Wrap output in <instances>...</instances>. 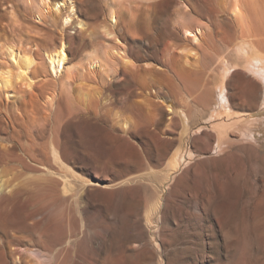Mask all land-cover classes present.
Listing matches in <instances>:
<instances>
[{"label":"rangeland","instance_id":"374dc122","mask_svg":"<svg viewBox=\"0 0 264 264\" xmlns=\"http://www.w3.org/2000/svg\"><path fill=\"white\" fill-rule=\"evenodd\" d=\"M107 1L76 0L75 8L86 27L74 23L62 31V25L59 26L50 13H43L42 19L29 15L27 0H0V44L23 30L22 46L38 54L54 47L60 35L69 37V44L78 49H84L96 40L114 44L113 37L105 36L104 32L97 33L99 23L105 19ZM117 1L115 10L119 18L114 35L120 40L117 43L119 51L124 50V56L129 57L131 51L147 47L152 51L158 49L162 64L169 66V69L158 70L150 76L149 73L136 74L134 79L141 94L133 99L137 111L125 107L129 101L127 89L114 88L115 100L111 103L103 94L100 77L74 80L65 69L48 81L43 79L44 75L37 76L38 81L32 89L25 85V79L14 78L8 87L0 90V101L2 108L6 106L5 110L14 109L16 94L41 93L45 83L54 87L57 90L54 108H47L43 100L39 114L65 110V121L69 122L71 131L68 145L78 152H73L75 163L72 165L86 178H92V172H97L114 179L115 184L105 188L113 190L112 195L107 198L83 192L78 200L65 202V206L64 202L54 204L40 196L29 200H24V195L14 200L1 199L0 241L2 238L3 242L0 244L11 241L18 246L24 242H43L42 220L47 218L59 229L64 225L67 236L64 245L56 246L59 251L53 249L51 254L55 260L52 258V264L62 260L65 264L114 261L122 264H264V57L255 62L238 56L236 47L253 30L252 38H257L256 33L263 35L259 36L263 40L257 45L264 54V3L261 2L262 7L243 26L232 18L231 0L210 1L214 13L200 7L202 0H185L183 3L177 0ZM245 2L240 3L242 8ZM128 11L135 14L132 21ZM189 24L193 29L198 26L203 30L198 34V41L183 35V29ZM184 48L195 50L188 62ZM35 58L39 64L40 56ZM124 60L117 54L118 68ZM226 65L231 66V71L223 79ZM63 79L71 82V99L63 89ZM159 86V94L165 97L163 102L155 91ZM222 88L229 99L230 111L216 107L217 93ZM206 91L212 96L209 101L202 98ZM167 103L172 104V108L184 109L189 119V132L188 129L185 131L180 116L168 110ZM127 119L129 124L125 125ZM75 127L84 133L79 140ZM124 130L127 134H123ZM49 133L44 141L53 138V131ZM120 144L125 146L119 150ZM84 150L86 153L81 152ZM174 150L173 155L179 154L181 167L166 183L164 200L155 210ZM32 174L34 171L25 169L17 160L9 165L2 163L0 183L6 184V193L28 188ZM124 178L139 181L119 185L117 182ZM14 180L17 181L14 183ZM148 213L152 220L150 224L145 220ZM143 227L147 232L139 234ZM129 228L132 235H125ZM82 231L84 234L81 235ZM139 237L148 240L149 246L141 261L135 263L127 256L136 248ZM27 261L34 264L29 258ZM0 264H9V259L0 256Z\"/></svg>","mask_w":264,"mask_h":264},{"label":"bare ground","instance_id":"6f19581e","mask_svg":"<svg viewBox=\"0 0 264 264\" xmlns=\"http://www.w3.org/2000/svg\"><path fill=\"white\" fill-rule=\"evenodd\" d=\"M27 1H28V3H30L29 9L27 8L28 12L30 11L29 15H32V14L37 15L38 19H42V17H43L42 15H44L43 13H48V14L50 13L49 15L51 17L53 16V19L54 18L56 19L55 22H57L59 24V26L62 25V29H61L62 31L74 23L78 24L79 26L86 27L85 21L80 19L81 17L77 13V10L75 8L76 7L75 6L76 0H27ZM177 1L178 2L181 1V3H183L182 1L185 2V0H177ZM210 1H213V0H202L203 4H201L200 7L204 11L207 10V12L208 11L213 12L215 9L212 6H210ZM229 1L230 0H228V2ZM234 1L235 0H233V2H232V0H231V2H229L230 5H232L231 3H233V5L231 7V8H233L232 9L233 11L231 12L232 18H234L235 21H237L238 23H240V25H243V26H245L244 24L247 23V20L249 21V19L252 18L254 12H256L259 7H262V6L264 7V4L262 5V3H264V0H246V2L244 0L245 6L243 8L240 4L243 0H241L240 3L237 2L238 0L236 2H234ZM107 3H108V5L105 9V19L103 20L102 23H99L97 33L101 34V32H104L105 36L108 35V36L113 37L114 38V44L107 43V41H105V40H96L95 42L90 43L84 49H78L76 47H73V45L71 46L69 44L70 43V41L68 40L69 37H67L66 35H60L58 37V39H56V42L54 43V47H52L51 49H46L43 52L41 51V53H39L40 54L39 55L35 51L33 52L30 48L22 46L21 42L23 40H25V38L24 39L22 38L23 37L22 32H23V34H25L24 30L21 33L14 34V36L11 40L8 38L9 41L6 38L7 40L5 39L6 41H4L0 44V57H1L0 58L1 59L0 60V90H1V88L8 87L10 85V83L12 82V79H14V78L19 79V81H20V79H22V80L25 79V82H26L25 85L28 86L30 89H32V88H34L33 87L34 84L38 81V80L36 81V79H35L37 76L44 75L43 79L48 81L50 78L54 79L53 76H58L59 73L63 69H65V71L68 72L69 77L73 78L74 80L79 79V81H80V78H82V77H90V78L93 76L94 77L95 76L100 77V79H102V83H103V85H101L103 94L106 95L107 101H110L111 103L114 102V100H115L114 93L116 91L114 92V88L122 87V88L127 89L129 92V101L125 103V107L128 110L137 111L138 106H137L136 102H134L133 99L136 96H140L141 94L139 91L140 87L137 85V83L134 79L136 77V74L137 75H143V74L145 75L146 73H149L148 75L150 76L152 73H154L158 70H166L167 68L169 69V66L163 65L164 63L162 64L161 56L158 53V49H154L152 51V50H150L151 48L147 47L145 50L131 51L129 57L124 56V52H125L124 50L119 51V48H117V47H119L117 43L120 40L118 39V37H115L116 34L114 35V30H115V27H116V24H117V21L119 18L118 17L119 15L116 13V10H115V8L118 4V1L117 0H110V1L108 0ZM200 3H201V1H200ZM214 3H215V1H214ZM229 4L227 3V5H229ZM242 4H244V3H242ZM218 6H216V7H218ZM190 7L192 8V5ZM196 8H197V6H196ZM227 9H229V8H227ZM195 11H197V10H195ZM263 11H264V8H263ZM13 14L14 13H12V15ZM27 15H28V13H27ZM127 15L129 17L130 21H132L133 18H135V14L133 11L132 12L128 11ZM3 17H4V15H3ZM0 18H1V16H0ZM11 20H14V19H11ZM249 25L251 26V24H249ZM183 30H184L183 35L186 36L187 38L189 36H192V39H190V37H189V39L193 40V41H198L200 39L198 34L203 33L202 32L203 30L200 27L197 26V28L193 29L190 26V24L188 26H186ZM92 32H96V31L93 30ZM253 34H254L253 30L252 31L250 30L249 34H247L248 37H246V38L243 37V39H241V41H239V43L236 44V47L239 50L238 51L239 54L237 53V55L238 56L240 55V56L246 57V58H251L255 62H260V61H262L264 54H263V52L260 51L257 43H259L261 40H263V38L262 39L260 38L263 35H259L258 33H256L255 35L257 36V38L260 36L259 37L260 39L258 40L257 38H252ZM27 37H28V35H27ZM71 44H72V41H71ZM184 51L187 54V62H188L190 56L195 53V50L192 48H184ZM117 54L121 55L122 58L125 59L124 62L121 64L122 66L119 68L117 67V62H116ZM36 55L40 56V58H41V61L39 62V64L36 63V58H35ZM225 64H227V63H225ZM228 64H229V62H228ZM224 68H225V70L223 73V75H224L223 79H225V77L230 73L231 66L226 65V67H224ZM37 78H39V77H37ZM82 79H84V78H82ZM62 81H63V89L66 92H68V94H67L68 98L71 99V94H70L71 93L70 92V86H71L70 83L71 82H69V80H64V79ZM161 86H159V88H156L155 91L157 93V97L160 98L163 102L165 100L164 99L165 97L161 96L159 94V92H160L159 89ZM56 91H55L54 87L50 86V84L45 83L41 87V93L37 94V93L33 92L30 95L16 94L15 97L13 98L14 109H5L4 110V108H6V106L2 108V102L0 101V166L2 165V163L9 165L12 162H14L15 160H17L25 169H27V170L30 169L31 171H34V174H32L33 176L31 177V181L29 182L30 187H28V188H24V189L19 188V189H14L12 191L9 189L11 192L6 193L5 192L6 188H7L6 184L4 182L0 183V200L1 199L14 200V199L18 198V196H22V195L25 196L24 200H29L30 197L34 198V196H40L43 198V200L50 202V203H54V204L59 203V205H61L60 203L64 202V206H65L66 205L65 202L68 203L69 201H72L74 199H75V201L78 200L81 197V194L83 192H86V193L88 192V193H91L92 195H98V196H103V197H107V198L111 197L113 190L109 191L110 188H109V190H107L105 188L106 187H112L115 184L114 179H111L110 177L101 175L97 172H92V176H93L92 178H86L81 173H79L77 171V169H75L74 166L72 165V162H74L73 161L74 160L73 159V152L76 154H78V152L71 150V148L68 145L69 141H67V138H68V133L70 131V127H69L70 124L68 121H65V110H63V111H57L56 110L53 114H51L52 113L51 112L50 113L51 115L50 114L44 115V113H43V115L39 114V112L41 113L40 109H41V106L43 105V102H44L43 100L46 101L45 104H47L46 105L47 108H49V107L54 108V104H55L54 100L56 99V93H57ZM217 94L219 95V97L217 95L218 98H217V102H216L217 103L216 107H218V106L223 107V108H225V110H227L228 104H229L228 103L229 99L227 100L224 89L222 88L220 90V92ZM9 95L11 96V94H9ZM202 95H203L202 98L205 100H208V101L212 98L211 94L207 91L204 92ZM167 107H168L169 111L180 116V118L182 119L183 123L186 126V128H185L186 130L185 129L184 130L187 131V129L189 128L188 127V120L189 119H188L186 113L184 112V109L179 110V108L178 109L172 108V104H169V103H167ZM228 111H230V109H228ZM90 113L92 114V112H90ZM96 115H98V114H96ZM83 117H85V116H83ZM99 117H100V115H99ZM72 122H74V121H72ZM124 123H125V125H128L129 124L128 119H127V121L125 120ZM75 124H76V122H75ZM127 127H126V129H127ZM50 130H52L54 133V135L52 134L53 136H51L53 138L44 141L45 135L48 134L50 132ZM81 130H83L82 126H81ZM81 130L79 129V127H75V133H76V136L78 137V140H79V138L81 139L82 135L84 136V133L82 134ZM101 132L102 131H100V133ZM124 132L125 133H123V134H127L125 130H124ZM188 132H189V129H188ZM128 134H130V133H128ZM4 136H7L8 138H5ZM109 136H110V134H109ZM113 138H114V136H113ZM123 139H124V137H123ZM39 140H41V142H39ZM125 140H126V138H125ZM4 141H7V142L4 143ZM118 141L120 143V140H118ZM87 143L85 145L89 146V144H87ZM121 144H120V146H121ZM91 146H93V144H91ZM123 146H125V145L123 144ZM123 146L119 147V150H120V148L123 149ZM84 148H87V147H84ZM117 149H118V147H117ZM166 149H167V147H166ZM85 150H87V149H85ZM85 150L81 151V152H85ZM102 150H104V149L102 148ZM96 151H98V150H96ZM119 152H121V154L123 153L122 151H119ZM174 152H175V150L171 154V156H173L171 161L169 160L170 161L169 162L170 163L169 174L167 175V177L165 179L166 182L160 188L161 194L159 196L158 201L156 202V204L154 206L155 210H157V208L160 207V205L162 204V200H164V191H165L164 187L166 186V183H168L173 178V174L181 167L180 159L178 157L179 154L173 155ZM190 154L192 155V152ZM164 155H166V154H164ZM13 156L17 157V158L14 160V158H12ZM83 156H85V155H83ZM165 158H163V159H165ZM88 159H90V158H88ZM110 160H111V158H110ZM121 160H122V157H121ZM183 160L186 161V158H183ZM95 162H96V159H95ZM135 162H137V161H135ZM136 164L137 163H135V165ZM107 165H108V163H107ZM135 165H134V167H135ZM109 166L111 167V165H109ZM112 166L115 167V165H113V164H112ZM121 166H124L125 169H127L126 165L122 164ZM92 167H94V166H92ZM116 167H118V165ZM21 168H20V170H22ZM168 168H169V165H168ZM144 169H145V167H144ZM18 170H19V168H18ZM97 170L99 172H102L101 170H99V168H97ZM109 170H110V168H109ZM105 172H108V171H105ZM21 173H23V172H20V174ZM3 181H4V178H3ZM16 181L14 180V183ZM137 181H139V179H137V178L136 179L135 178H124L117 183H119V185L125 186V185H132ZM69 192H70V194H68V195L64 194V193L67 194ZM36 201H37V199H36ZM133 202L134 201H132V203ZM163 203H164V201H163ZM74 204H76V203H74ZM36 205H38V204H36ZM70 206H71V204H70ZM58 207L61 208V206H58ZM79 213H81V212H79ZM89 215H91V214L89 213ZM64 218H65V216H64ZM155 218H157V217H155ZM145 220H146V223H148V224L152 223L150 213H148L146 215ZM42 222H43L44 226L41 230V235L45 238V240L43 239L44 240L43 242L35 243V244L34 243L33 244H26L24 242L18 246H14V244H11V241H9L7 243H1L2 245L0 244V256H5L6 259H9V264H30V261H27L28 258L31 261H33L34 264H52L51 260L53 258V256H52L53 254H51V253H52L53 249L54 248L56 249L57 248L56 246H59L64 241H66L67 236H66V233L64 232V225L61 227V229H59L55 223L49 221L47 218H44V220H42ZM78 224H79V222H78ZM84 224H85V222H84ZM3 226L4 225H1L2 228H3ZM29 226H30V224H29ZM149 227H150V225H149ZM4 228H3V230H4ZM13 228L11 230H13ZM83 228H81V229H83ZM4 231H6V230H4ZM146 232H147V230L143 227V230L141 232H139V234H144ZM14 233H15V231H14ZM82 234H84L83 231L81 232V235ZM130 234L132 235L131 228H129L128 230L125 231V235H130ZM73 237H75V236H73ZM70 238L72 239V237H70ZM140 238L141 237H139L136 241V246H135L136 248L131 252L130 255L128 254V256H127V257L130 256L131 261H134L135 263H139L142 259V256L144 255V253L148 251L149 241L148 240L145 241L144 240L145 238L140 240ZM0 242H3L2 238H1ZM81 242H82V240H81ZM99 242H101V241L99 240ZM63 245H64V243H63ZM78 245H79V243H78ZM84 245L85 244H82V246H84ZM134 245H135V243H134ZM113 249H114V247H113ZM158 249H160V248H158ZM56 250H58V249H56ZM56 254H59V253H56ZM65 258H66V256L64 257V259ZM62 261H64V260H62ZM62 261L59 264H65V263H62ZM82 261H84V260L82 259ZM107 264H122V263L114 261V262L107 263Z\"/></svg>","mask_w":264,"mask_h":264}]
</instances>
